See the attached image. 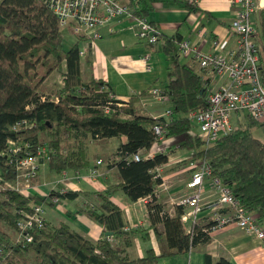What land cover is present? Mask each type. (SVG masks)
I'll return each instance as SVG.
<instances>
[{
	"label": "trees",
	"instance_id": "1",
	"mask_svg": "<svg viewBox=\"0 0 264 264\" xmlns=\"http://www.w3.org/2000/svg\"><path fill=\"white\" fill-rule=\"evenodd\" d=\"M151 1L128 0L125 4L133 18H147L153 9L149 4ZM179 1L190 11L196 10L187 0ZM259 14L255 42L264 84V10H259ZM148 21L158 30L152 21ZM63 30L43 0H0V175L2 182L16 180L18 162L38 156V152L52 172L88 169L87 140L126 136V143L108 157L119 169L122 182L109 186L104 192H93L99 205L84 208L91 219L103 226L105 233L111 234L93 242L67 224L53 226L46 223L43 227L27 230L32 241H12L11 234L2 228V224L19 234V210L30 212L45 199L1 188L0 248L5 250L6 256H0V264L5 260L10 264H30L29 254L31 264H158L163 258L189 253L196 246L209 242L210 220L197 219L191 229L186 230L179 219L182 206H176L175 214L169 215L157 199H152L146 207L150 228L161 244L159 253L148 249L141 258L127 259L120 256L121 248L113 244L119 239L123 245H130L138 232L124 230L122 210L110 196L121 190L126 198L135 201L152 194L161 182L156 168L167 161V155L160 153L148 159L141 156V152H147L159 141L154 131L157 124L163 128V139L172 137L178 142V148L195 150L192 161L206 160L211 166V176L220 178L264 227V141L251 130L258 122L248 116L246 124L233 127L206 147L198 134L190 133L194 126L187 118L190 111L200 110L206 104L205 91L200 94L205 81L199 72L187 64L170 66L164 89L170 118L144 116L135 103L145 91L132 96L126 104L114 98L115 93L106 82L95 78L83 81L79 57L83 38L74 34L75 41L66 48ZM158 33L153 45L163 41L165 53L173 50V41H180L178 36H167L159 30ZM53 73L62 76L63 86L46 94L43 84ZM106 109L109 112H105ZM21 120H26L27 125L13 129ZM31 122L35 125L28 127ZM9 140L28 147L13 152ZM137 153L140 159L136 161L133 155ZM116 156L118 160H115ZM78 194L66 190L50 195L74 199ZM159 224L163 230L158 229ZM204 264L232 263L224 257L214 261L205 255Z\"/></svg>",
	"mask_w": 264,
	"mask_h": 264
},
{
	"label": "crops",
	"instance_id": "2",
	"mask_svg": "<svg viewBox=\"0 0 264 264\" xmlns=\"http://www.w3.org/2000/svg\"><path fill=\"white\" fill-rule=\"evenodd\" d=\"M187 2L195 5L196 10L190 11L179 0H152L149 4L153 9L147 18L163 34L178 36L179 40L186 39L192 48L202 54L218 52L227 55L230 51L237 49V37L230 29V22L236 11L231 0H193V2L187 0ZM261 2L262 0H258V9L264 10V6L260 5ZM255 13L251 15V19L255 20ZM133 25L134 22L129 18L111 20L101 27V35L96 42L95 49H86L87 43L84 40L80 43L79 50L84 51L85 49V53L79 56L84 82L90 78L106 82L120 101L127 104L132 96L151 87L165 89L169 79V68L174 63L187 64L200 73L199 65L192 51L181 55L178 52L177 41H173V50L170 53H165L163 41L160 40L155 45H150L146 39L138 38L135 35ZM67 29L69 28L67 27ZM253 39L257 42L258 37L255 36ZM74 41L75 35L73 40L64 43V46L70 47ZM216 42L218 44L214 46ZM145 55L149 56V63L142 59ZM148 64L150 65L149 70L146 69ZM53 77L51 74L44 81V91L53 89V86L52 88L49 86L54 84ZM212 79H214L212 84L215 87L227 82L224 80L227 78ZM150 103L148 101L143 106L139 99L135 105L144 116L151 118L162 117L163 112L169 108V104L166 106V103L154 101H150ZM242 114L244 113L232 115L230 122L233 127H236L233 119L239 121L237 126L248 122V116ZM254 125L260 127V124ZM126 141L127 138L124 135L108 139L87 140L85 147L90 165L88 169L56 173L50 171L47 161L40 157L36 176L31 179V187L22 190L25 192L24 195L45 199L39 206L44 210L47 224L53 226L67 224L81 236L93 242L103 239L107 236L103 226L91 219L84 208L99 205L93 192H104L109 186L122 182L119 169L111 164L112 160L109 161L108 157ZM171 145L178 147V142L172 137H167L152 145L147 152H141V156L145 159L160 153L167 155V161L156 168L161 180L167 186L160 190L157 202L162 204L166 210L170 209L171 200L191 192L187 183L198 164V162L188 161L175 163L172 158L175 157L177 151L172 152L171 155L166 153ZM182 149L179 152L181 159H184ZM118 158L116 156L115 160ZM170 161H174L175 164L172 165ZM94 168L96 173H91V169ZM204 182L203 195L215 198V194L208 184L209 178H205ZM66 190L76 191L79 194L74 199L58 197L57 201H54L53 196L50 195L52 192ZM110 197L111 201L122 210L124 230L138 232L133 236L130 245H123L119 239L113 241V244L121 248L120 256L127 259L141 258L148 249L159 253L161 244L150 228L151 222L143 201L144 197L131 201L125 197L121 190ZM205 218H207L205 214L198 216V220L204 221ZM182 226L187 230V224H182ZM158 229L163 230L162 224L158 225ZM13 233L16 236H12L10 233L12 241H17L19 234L14 230ZM205 255H209L214 261L219 257H224L232 264H264V246L234 225L212 233L209 242L196 246L191 252L170 255L159 260L158 264H204Z\"/></svg>",
	"mask_w": 264,
	"mask_h": 264
},
{
	"label": "built area",
	"instance_id": "3",
	"mask_svg": "<svg viewBox=\"0 0 264 264\" xmlns=\"http://www.w3.org/2000/svg\"><path fill=\"white\" fill-rule=\"evenodd\" d=\"M47 7L53 12L58 20L60 29H67L70 25L72 32L79 35L87 43L86 49H95L96 42L100 38V29L109 21L124 18H132L134 22L135 35L138 38L146 39L153 45L158 39L156 30L145 17L133 18L128 5L118 0H43ZM193 2V0H190ZM231 4L236 8L235 15L230 22V29L236 35L238 47L230 51L227 55L218 52L202 54L191 47L186 39L178 42V52L186 55L193 52L197 61L200 74L205 81V107L200 110L190 111L187 118L199 128L198 134L206 143V147L219 137L229 133L233 126L230 122L232 115L244 113L254 119L264 129V84L261 81L260 58L258 46L253 39L257 33V26L253 23L251 15L257 11L258 2L256 0H231ZM217 42L214 46H217ZM84 51L79 50V55ZM149 63V56L142 57ZM150 69V65L146 66ZM227 78V82L218 87L212 84V78ZM58 88L63 86V79L60 76ZM115 96V97H114ZM112 97L120 101L114 95ZM45 97H42L44 99ZM150 99V100H149ZM168 99L164 89L151 87L145 91V96L141 98L144 106L148 101L165 103ZM122 102V101H120ZM105 112H109L108 109ZM171 110L168 108L163 112L162 117L169 119ZM27 125L26 120L18 121L13 129ZM35 125L29 123L28 127ZM27 126H25L26 128ZM158 140L163 139V128L157 124L154 126ZM192 135L194 132H190ZM9 147L16 152L28 147L27 144H19L15 140L8 141ZM41 149V148H40ZM43 151V149H41ZM42 157H26L18 162L19 176L16 179L18 185L31 187V179L36 176L38 169L37 161ZM134 160H139L140 155L134 154ZM191 162H194L191 160ZM100 163V160L97 161ZM91 173H96V169H91ZM211 166L206 160H201L192 173L191 179L187 183L190 193L177 197L170 201L172 206L167 209L169 215L175 214V207L182 206L179 219L182 224H187V230L198 219L199 213L207 211V219L211 221L210 235L223 228L234 225L243 232L258 241L264 246V227L257 223L253 213L244 208L238 198L230 191L229 187L216 176H211ZM209 178V187L213 190L215 198L203 195L205 189L204 179ZM4 182L0 175V189L4 188ZM15 189L20 194L25 192ZM160 189L154 188L152 194L143 198L145 204L151 203L152 199H157ZM57 201L58 197H53ZM41 207L33 206L32 210H19L21 218L17 222L20 229L19 240L23 242L32 241V236L27 232L34 226L43 227L46 220L41 216ZM0 256H6L5 250L0 248ZM4 264H10L5 260Z\"/></svg>",
	"mask_w": 264,
	"mask_h": 264
},
{
	"label": "rangeland",
	"instance_id": "4",
	"mask_svg": "<svg viewBox=\"0 0 264 264\" xmlns=\"http://www.w3.org/2000/svg\"><path fill=\"white\" fill-rule=\"evenodd\" d=\"M119 2H121V3H128V0H118ZM257 2H258V0H256ZM260 5L261 6H264V0H262V2L260 3ZM254 15H256V18H255V20L254 19H252L253 21H254V23L256 24V22L258 23L259 22V20H260V14H259V9H257V11H256V13L254 14ZM68 28L69 29H64L63 30V34H64V43H67V42H70L71 40H73V38H74V35H73V30H72V28H71V26L69 25L68 26ZM53 81H54V79H55V81H54V84H52V85H49L51 88H52V86H53V89L55 88H58V81H60V74H56V73H53ZM50 91V90H49ZM49 91H44V92H46V94L47 93H49ZM149 103H150V101H149ZM151 104V103H150ZM166 106H168L167 104H165ZM242 115H245V114H242ZM238 118H239V120H241V117L238 115ZM232 119V118H231ZM233 123H234V125L235 126H237V124H239V121H237L236 119H233ZM232 124V123H231ZM259 125V124H258ZM261 127V126H260ZM259 126H257V125H254V126H252V132H253V134L256 136V137H258V138H260L261 140H263L264 141V130H263V128H260ZM192 132H195L196 134L198 133V134H200V135H202L200 132H199V128L197 127V126H194L193 127V129H192ZM172 147V148H171ZM174 151H177V154L179 155H177L176 153H175V157H173L172 159L175 161V163H181L182 161H188V162H191V160H192V154L195 152V150H187V149H182V152H184L183 154H184V159L185 158H188V159H181V154H180V149L177 147V146H175L174 147V145L172 146H170V148L167 150V152L166 153H168V155H171L172 154V152H174ZM190 159V160H189ZM174 161H170V163L173 165V163H174ZM195 162H197V161H195ZM174 163V164H175ZM189 165H191L190 163H189ZM170 205V204H169ZM172 206L170 205V208H171ZM199 214H207V211H203V212H201V213H199ZM2 228L6 231V232H8V233H11L12 234V236L14 235V236H16L15 235V233H13V230H12V228L11 227H9L8 225H6V224H2ZM212 236V235H211ZM18 240H19V238H18ZM17 240V241H18ZM28 259L30 260V264L32 263V256H31V254H29L28 255Z\"/></svg>",
	"mask_w": 264,
	"mask_h": 264
},
{
	"label": "bare ground",
	"instance_id": "5",
	"mask_svg": "<svg viewBox=\"0 0 264 264\" xmlns=\"http://www.w3.org/2000/svg\"><path fill=\"white\" fill-rule=\"evenodd\" d=\"M3 186H4V188H6V189L17 188V189L20 190V191H22L23 189L27 188V187H25V186H20V185H18V183H17L16 180H14V181L5 180ZM156 188H158V189L161 190V189H165V188H167V186H166L165 183L161 180V182L158 183V184L156 185ZM40 214H41V216L45 219L43 208H41V212H40ZM107 233H109V232H106V233H105L107 236H109V235L111 234V233H109V234H107Z\"/></svg>",
	"mask_w": 264,
	"mask_h": 264
},
{
	"label": "water",
	"instance_id": "6",
	"mask_svg": "<svg viewBox=\"0 0 264 264\" xmlns=\"http://www.w3.org/2000/svg\"><path fill=\"white\" fill-rule=\"evenodd\" d=\"M204 91H205V90H204V88H203V89H201V90H200V94H203V93H204ZM107 234H109V233H107Z\"/></svg>",
	"mask_w": 264,
	"mask_h": 264
}]
</instances>
